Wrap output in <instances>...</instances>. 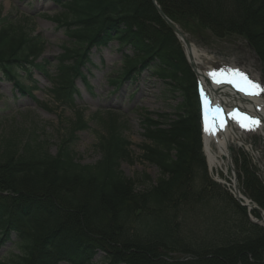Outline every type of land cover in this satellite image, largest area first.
<instances>
[{
    "label": "trees",
    "instance_id": "1",
    "mask_svg": "<svg viewBox=\"0 0 264 264\" xmlns=\"http://www.w3.org/2000/svg\"><path fill=\"white\" fill-rule=\"evenodd\" d=\"M53 1L60 8L59 28L71 39L65 58L76 60L71 68L79 63L75 76L85 75L82 67L92 63L93 47L111 46L123 55L113 81L149 68L168 89L180 92L181 101L174 115L160 116L162 128L145 127L141 157L157 166L160 175L153 180L143 174L146 186L141 189L121 170L122 159L132 157L131 142L102 113L95 119L108 137L100 139L102 158L95 163L77 159L73 135L57 154L39 136L21 142L15 135L3 139L5 163L30 167L10 168L13 181L28 173L33 195L0 196V248L9 244L0 264H264V227L209 173L196 78L153 1ZM157 1L186 32L244 37L264 67V0ZM43 51L39 35L0 15V78L22 93L31 92L21 69L29 76L33 69L47 74ZM73 78L57 70L51 79L58 86ZM65 88L70 91L57 101L75 107L71 87ZM235 163L239 184L264 209V180L258 170L247 154Z\"/></svg>",
    "mask_w": 264,
    "mask_h": 264
},
{
    "label": "rangeland",
    "instance_id": "2",
    "mask_svg": "<svg viewBox=\"0 0 264 264\" xmlns=\"http://www.w3.org/2000/svg\"><path fill=\"white\" fill-rule=\"evenodd\" d=\"M59 11V6L52 0H0V15L9 16L13 24L23 27L32 35L40 36L44 45L41 59L48 62L42 65L47 74L34 69L29 76L21 69L26 76L25 84L35 86L29 93L19 92L14 88L13 82L0 78V142L13 135L19 142L39 136L41 141H47L49 151L57 154L61 143L73 135L72 146L77 159L82 163H95L102 158L99 141L108 137L106 128H102L100 120L95 119L97 114L102 113L105 120L113 118L116 129L131 142L132 157L122 159L121 170L141 189L146 186L141 180L143 174H148L153 180L160 175L157 166L141 157V146L146 136L145 127L152 125L162 128L160 122L163 119L160 116L165 113L174 115L173 112L181 101L180 92L168 89V83L149 68L125 79L121 86L112 83V78L122 68L123 55L111 46L92 48L90 56L96 65H89V72L84 69L88 84L81 77L75 80V69L79 63L71 68L69 66L76 60L65 58V45L71 39L67 37L64 29L59 28ZM185 34L205 54L201 57L203 70L212 68L221 74L220 70L223 69V74L228 75L229 69H240L250 79L264 85L263 64L244 37L233 35L217 38L209 32ZM60 58H64L63 66L58 64ZM57 70L63 77H74L73 81L78 90L77 111L57 101V98L60 99L69 91L65 86L73 83L70 80L66 85L55 87L50 77L57 75ZM53 88H56V93L52 92ZM261 94L264 97V92ZM80 119L83 120L82 124H79ZM246 140L247 146L233 144L230 147L233 171L229 168L227 171L211 170V173L215 178L223 180V183L226 181L230 191L233 189L231 179L234 172L238 188L250 199L243 186H239L238 169L234 161L238 158L241 163L247 154L258 174L264 179L263 158L257 157L254 149L262 148L264 144L256 136ZM4 154L0 152V196H15L21 192L33 195L28 173L18 176L17 182L13 181V175L10 174V168L29 171L30 167L7 164L1 157ZM8 247L9 244H6L0 248V257Z\"/></svg>",
    "mask_w": 264,
    "mask_h": 264
},
{
    "label": "bare ground",
    "instance_id": "3",
    "mask_svg": "<svg viewBox=\"0 0 264 264\" xmlns=\"http://www.w3.org/2000/svg\"><path fill=\"white\" fill-rule=\"evenodd\" d=\"M187 54L200 71L201 87L213 104L211 110L204 115L203 122L204 149L209 167L212 171H227L230 168L229 151L233 144H244L245 137L251 136L259 137L264 144V97L260 93L258 95L246 94L245 91L241 90L247 87L246 82H241L237 78L226 80L227 82L219 87L217 82L222 79L220 74L211 68L204 71L200 69L201 57L205 54L194 45L187 50ZM216 88L221 90H216ZM220 103H225L226 120L220 116ZM245 115L256 118L260 123L253 125L250 120L244 119ZM254 149L256 156H262L264 159V146ZM262 223L264 224V220Z\"/></svg>",
    "mask_w": 264,
    "mask_h": 264
},
{
    "label": "snow or ice",
    "instance_id": "4",
    "mask_svg": "<svg viewBox=\"0 0 264 264\" xmlns=\"http://www.w3.org/2000/svg\"><path fill=\"white\" fill-rule=\"evenodd\" d=\"M220 71H221V74L224 73L223 69H221ZM229 72L233 76L238 75V76H240V77H242L244 79V81L247 84V87L242 88L241 90L245 91L246 94H248V95H258L260 92H264V85H262L261 82L255 81L253 79H250L247 76V74L242 72L240 69H229ZM244 119L250 120L253 125H256V124L260 123V121L257 120L256 118L250 117V116H247V115L244 116ZM243 126L250 127L249 125H243Z\"/></svg>",
    "mask_w": 264,
    "mask_h": 264
},
{
    "label": "water",
    "instance_id": "5",
    "mask_svg": "<svg viewBox=\"0 0 264 264\" xmlns=\"http://www.w3.org/2000/svg\"><path fill=\"white\" fill-rule=\"evenodd\" d=\"M153 2H154V4H155V6L158 8V11H159V13L161 14V16L166 20V22L168 23V25L170 26V28H171V29L175 32V34L177 35V37H178L179 39L183 40V41L187 44V46L190 47V46H191V43L188 41V39L186 38L185 34L182 32V30L180 29V27H179L175 22H173L171 19H169V18L165 15V13H164L163 10L161 9V7L158 5L157 0H153ZM243 205L248 206V204H245V203H243ZM248 207H249V206H248ZM249 209H250V210H252V209H256V210H258V211L260 212V214H261V218L258 219V218H253V217H252V220H253L254 222H256V223H258V224L264 226V224L262 223L263 220H264V210L261 209L260 207H258L257 205H254V206H252V207H249Z\"/></svg>",
    "mask_w": 264,
    "mask_h": 264
}]
</instances>
